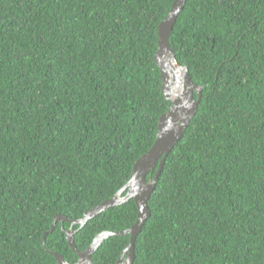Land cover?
Masks as SVG:
<instances>
[{
  "label": "trees",
  "instance_id": "16d2710c",
  "mask_svg": "<svg viewBox=\"0 0 264 264\" xmlns=\"http://www.w3.org/2000/svg\"><path fill=\"white\" fill-rule=\"evenodd\" d=\"M172 3L0 0V264L77 263L69 222L45 246L43 234L116 195L154 145L171 106L154 53ZM169 41L202 97L133 264H264V0H187ZM137 216L130 199L74 225L76 248ZM129 241L105 239L92 262L118 264Z\"/></svg>",
  "mask_w": 264,
  "mask_h": 264
},
{
  "label": "water",
  "instance_id": "95a60500",
  "mask_svg": "<svg viewBox=\"0 0 264 264\" xmlns=\"http://www.w3.org/2000/svg\"><path fill=\"white\" fill-rule=\"evenodd\" d=\"M186 1L173 0L167 16L158 25V41L157 49L154 53V60L160 71L162 94L165 99L171 101V106L158 120V132L154 145L136 161L128 182L116 195L86 211L82 219L79 220H69L63 216L56 215L51 229L43 234L42 240L43 246H45L46 234L54 230L58 221L70 222L71 228L73 225H79L81 229L88 220L96 217L100 213L133 199L138 210L136 223L125 231L103 232L99 234L94 239L92 245L83 252L76 248L72 230L70 229L65 232L68 244L78 256V261L75 264H94L91 256L105 239L112 236L126 235L130 236V241L124 249L118 264H133L134 262V241L143 223L150 216V210L147 206L150 195L156 186V181L161 174L167 156L181 139L191 119L195 116L202 97L203 87L195 85L190 79L188 70L177 63L175 53L169 41L173 26L179 13L183 10ZM195 94H197V99L194 98ZM157 165L158 168L154 177L147 181V175ZM50 253L56 258L58 264H70L63 256L55 252ZM125 254L127 256L123 260Z\"/></svg>",
  "mask_w": 264,
  "mask_h": 264
},
{
  "label": "clouds",
  "instance_id": "9594fccd",
  "mask_svg": "<svg viewBox=\"0 0 264 264\" xmlns=\"http://www.w3.org/2000/svg\"><path fill=\"white\" fill-rule=\"evenodd\" d=\"M95 207H96V206H95ZM94 218H95V217H94ZM81 219H82V218H81ZM88 221H89V220H88ZM88 221H87V222H88ZM66 222H67V221H66ZM87 222H86V223H87ZM69 223H70V222H69ZM70 224H71V223H70ZM78 226H79V225H78ZM73 227H74V225H73ZM73 227L71 228V226H70V228H69L68 230L71 229L72 232L75 234V231L73 230ZM82 228H83V227H82ZM68 230H67V231H68ZM78 230H80V227H78ZM65 232H66V231H65ZM125 259H126V258H125ZM125 259H124V260H125ZM123 263H124V262H123Z\"/></svg>",
  "mask_w": 264,
  "mask_h": 264
}]
</instances>
